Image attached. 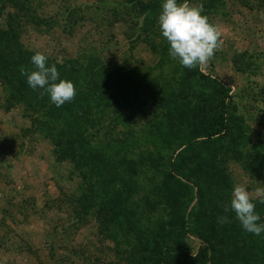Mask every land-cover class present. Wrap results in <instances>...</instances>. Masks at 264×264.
<instances>
[{
  "label": "trees",
  "instance_id": "1",
  "mask_svg": "<svg viewBox=\"0 0 264 264\" xmlns=\"http://www.w3.org/2000/svg\"><path fill=\"white\" fill-rule=\"evenodd\" d=\"M142 15L147 19L148 14ZM20 30L0 26V84L5 102L20 106L32 131L52 145L55 159L68 161L82 175L87 192L74 198L77 218L92 216L99 233L108 238L118 232L130 247L126 264H264V232H246L234 212L224 211L231 197L223 167L227 158H233L244 169L264 175V144L252 149L254 162H246L236 151L241 141L232 131L229 89L220 80L198 72L193 79L171 83L162 74L153 76V67L141 73L103 62L97 48L83 46L73 57L46 55L47 66L55 65L60 78L76 87L74 100L56 107L21 75L22 68L35 70L31 57L40 51L22 46ZM168 48L164 44L155 54L164 55ZM158 81L165 85L159 86ZM148 104L163 108L164 117L138 133L128 126L129 117L136 111L146 113ZM107 117L109 122L104 124ZM121 124L126 127L123 137L114 130ZM173 141L179 142L174 151L161 156L160 150ZM143 143L148 146L145 150H141ZM135 150L136 163L151 165L159 174L156 185H150V180L146 186L137 182L131 157ZM140 191L154 192V197H144V208L150 206L151 211L161 203L168 217L164 224L153 226L150 239L141 237V215L135 210V195ZM254 202L259 222L264 223V204L259 199ZM225 215L229 222L219 224L218 218ZM187 234L199 239L202 247L191 252ZM130 239L142 247L138 258L133 257L137 251Z\"/></svg>",
  "mask_w": 264,
  "mask_h": 264
},
{
  "label": "rangeland",
  "instance_id": "2",
  "mask_svg": "<svg viewBox=\"0 0 264 264\" xmlns=\"http://www.w3.org/2000/svg\"><path fill=\"white\" fill-rule=\"evenodd\" d=\"M162 2L17 0L14 5L0 0V26L18 27L23 47L58 59L73 57L83 46L94 47L103 62L141 73L153 67V76L162 74L171 83L194 78L198 72L217 78L229 89L232 131L241 141L236 151L246 162H254L252 149L264 144V0H188L191 5H203L202 15L220 29L223 40L206 67L193 69L171 58L169 48L164 55L155 54L168 44L158 26ZM142 13L148 14L147 19ZM163 84L158 81L159 86ZM5 95L0 84V264H126L125 252L130 247L120 234L103 236L92 216L77 218L72 210L74 198L87 192L82 175L68 161L55 159L52 145L32 131L20 106H7ZM146 108V113L136 111L129 117L128 126L138 133L164 117L163 108L150 104ZM108 122L107 117L104 124ZM114 130L123 137L126 127L121 124ZM143 144L141 150L148 148ZM178 144L173 141L159 153L169 156ZM137 154L135 150L133 160ZM134 167L139 184L156 185L160 180L151 165L135 160ZM223 167L230 197L237 184H244L253 194L256 188H264V175L244 169L237 160L227 158ZM145 196L154 197V192H138L135 210L141 215V237L150 239L153 226L164 224L168 217L161 203L151 211L150 206L144 208ZM187 236L191 252L202 247L199 239ZM129 241L137 251L133 257L138 258L142 247L134 239Z\"/></svg>",
  "mask_w": 264,
  "mask_h": 264
},
{
  "label": "clouds",
  "instance_id": "3",
  "mask_svg": "<svg viewBox=\"0 0 264 264\" xmlns=\"http://www.w3.org/2000/svg\"><path fill=\"white\" fill-rule=\"evenodd\" d=\"M203 5H191L188 0H163L158 15V26L162 37L169 44L171 58L185 68L206 67L215 53L223 46L220 29L202 15ZM48 57L37 52L31 57L35 70L21 69L28 85L33 89H41V97L47 94L50 101L61 107L74 100L75 85L61 79L55 65L47 66ZM254 199L264 204V188H256L254 194L244 184L233 187L230 205L224 208L225 213L232 211L246 232L260 235L264 232V223H260V215L256 211ZM217 222L228 223V217L221 216Z\"/></svg>",
  "mask_w": 264,
  "mask_h": 264
}]
</instances>
